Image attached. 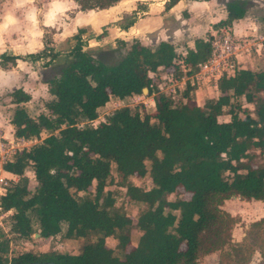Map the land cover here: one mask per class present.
<instances>
[{
	"label": "trees",
	"instance_id": "1",
	"mask_svg": "<svg viewBox=\"0 0 264 264\" xmlns=\"http://www.w3.org/2000/svg\"><path fill=\"white\" fill-rule=\"evenodd\" d=\"M74 1L88 9L118 0ZM176 1L168 0L165 8ZM224 6L226 17L215 28L231 27L253 2L226 0ZM258 20L264 35V14ZM211 50V37L195 38L184 55L169 41L154 47L135 41L107 65L96 57L97 48L83 50L78 42L70 59L55 64L59 74L46 80L52 98L45 111L29 115L19 105L29 95L20 88L12 91L13 135L47 134L3 164L17 176L0 195L1 211H11L8 232L16 238L38 232L46 239L92 240L77 253L12 254L10 237L0 227V264H199L230 242L234 218L221 208L224 200H264V158L257 160L264 156V64L221 75L218 95L203 104L192 101L189 82L176 102L148 76L191 75ZM144 87L153 95L152 110L141 114L125 105L91 124L110 97L139 95ZM26 170L33 173L32 187ZM113 172L121 177L117 183L125 187L127 200L140 207L135 217L115 206L114 192L107 188L116 182ZM130 176H148L151 185L127 182ZM260 224L264 216L253 222ZM133 229L140 232L134 244ZM110 236L116 239L113 247L106 244Z\"/></svg>",
	"mask_w": 264,
	"mask_h": 264
},
{
	"label": "rangeland",
	"instance_id": "2",
	"mask_svg": "<svg viewBox=\"0 0 264 264\" xmlns=\"http://www.w3.org/2000/svg\"><path fill=\"white\" fill-rule=\"evenodd\" d=\"M142 1L143 3H141ZM161 1L118 0L110 5L112 6L111 9L101 10L108 9L110 6L80 9L74 0H29L30 3L40 9L41 14L38 16L37 28L39 34L25 38L22 34L0 30V70L1 73L5 71L10 80V84L0 86L1 123L4 124L6 120L11 118L17 107L11 96V89L15 86L29 95V99L22 105L29 115L36 116L45 111V103L52 98L48 92L46 80L59 74L60 68L55 65L57 62L71 58L70 53L66 52L69 38H74L77 35L83 50L97 48L99 54L96 57L107 65L116 63L135 41L149 47L157 45L160 41L155 43L140 37L134 27L137 26V22H144L151 17L161 16L165 11L164 7L162 10V5H160ZM221 1L223 0H212L213 8L205 5L206 10L210 12L208 16H219ZM12 2L14 0H0V15L3 14L4 6ZM181 4L183 5V1ZM144 10L147 11L146 14L142 13ZM199 10L197 4L196 7L190 6V13L193 16H200L202 11ZM181 13V16H189L186 11ZM262 14H264V0H255L250 10L241 18V31H236V42L239 49L237 50L241 54L240 62L246 68H256L264 64V35L258 20L259 15ZM82 20L86 21L87 24L93 23V25L87 26ZM130 26L132 28H129ZM211 27L213 26L211 25ZM238 28L239 26L236 29L238 30ZM231 31L235 32L232 25ZM205 34L203 35L207 36ZM196 35L183 37L176 48L182 50L184 46L190 44ZM257 49L260 53H257ZM247 53H250L249 57H244ZM52 54L56 55L54 59ZM10 56L15 57V59L6 60V57L9 58ZM181 67L183 70L184 67ZM168 75L171 76L170 74L166 76ZM201 75L208 87L205 94L190 92L192 101L197 104H203L206 99L215 97L214 81L218 79L210 75L208 70L201 72ZM157 80L162 82L163 93L172 96L176 102L182 99V92L186 83L173 82L161 77ZM151 97L153 98V95L148 96L147 94L130 95L124 99L110 97L108 102L98 109V116L94 122L97 124L104 121L105 117L114 109L125 105L137 109L141 114L150 111L154 106L150 100ZM224 118L226 116L219 117L221 120ZM46 134L43 132L40 137H45ZM38 141L37 139L33 143ZM263 158L264 156L258 157L257 160L261 161ZM25 174L29 177V185L32 187L34 184L32 171L26 170ZM113 177L116 182L108 185L107 188L114 192L115 206L131 217H135L140 207L127 200L125 187L117 183V181L122 182L121 177L117 176L115 172H113ZM127 182L143 188H149L151 185L148 176L141 178L130 176L127 178ZM7 183L10 185L12 181L7 179ZM186 196L188 194H185ZM174 197L173 194L168 196L169 199ZM221 208L233 216L234 223L230 230V242L220 249L219 264H264V224L253 225V222L264 216V200L246 201L234 196L224 200ZM10 214L11 211L5 214L0 211V227L10 237L9 247L12 254L23 250L38 252L49 249L77 253L84 243L92 240V238L65 239L60 235L46 239L34 236V234L28 238H16L8 232ZM34 229L37 230V226ZM139 233L137 229L132 230L131 242L133 244L136 242ZM232 239L241 241L234 243ZM115 243L114 237L106 238L107 246L113 247ZM198 262L201 264L202 260Z\"/></svg>",
	"mask_w": 264,
	"mask_h": 264
},
{
	"label": "crops",
	"instance_id": "3",
	"mask_svg": "<svg viewBox=\"0 0 264 264\" xmlns=\"http://www.w3.org/2000/svg\"><path fill=\"white\" fill-rule=\"evenodd\" d=\"M141 1V0H140ZM168 0H162L161 4L162 5V10L164 7V13L161 16H154L149 18L147 21L145 20L144 22H137V26H135L134 28H136V31L138 32L140 37L143 38H147L152 42L157 43L158 41H169L172 44H174L175 49L178 53L184 55L186 48L193 47V40L197 37H201L206 39V37H211V40L214 38V36L216 34H223V33H228L232 36H234L237 39V34L236 31H241L240 29V22H242L241 19H238L236 21H234L232 23V27L234 29L235 32L231 31V27H221V28H215L214 24L216 22H218L219 20L223 19L226 17V11H225V6L224 3L226 2V0L221 1L220 3V14L219 16H208L210 15L209 10H206L205 5H207L209 8H213L212 6V0H200V1H188V0H178L176 1V3L174 5H172L169 9L165 8V4ZM183 1V5L181 4V2ZM251 2H254L255 0H250ZM143 3V1L141 2ZM153 4V3H151ZM196 4L199 5V11H202L200 13V16H193L192 13H190V6L192 5L193 7H196ZM164 5V6H163ZM112 6H110V8L108 9H101V10H109L111 9ZM161 9V8H160ZM90 11V10H89ZM182 11H186V13L189 14V16H181L182 15ZM143 14H146L147 11H142ZM83 23H86V21L82 20ZM87 24V23H86ZM93 25V23L91 24H87V26ZM211 25L213 27H211ZM239 26L238 30L236 29ZM89 28V27H88ZM87 28V29H88ZM129 28H132L131 26ZM156 31V39L152 40L149 38V34ZM195 33H198L197 35ZM207 35L204 36L203 34ZM195 36L194 39H192V41L190 42V44H188L187 46H184L182 48V50H178L176 48V46H179L180 41L183 40V37L185 36ZM187 42V41H186ZM67 44H69V42H67ZM239 50V49H238ZM238 50L235 51V56H232V60L234 62V64L236 65V67H242L245 68L244 65L241 64V60H240V56L241 54H239ZM257 53H260L259 50H256ZM250 53L245 54L244 57H249ZM263 65V64H262ZM184 70V68H183ZM197 72V71H196ZM195 72V73H196ZM155 74V78L158 77V75L153 72ZM191 74V75H186L183 74L182 77L180 79H174L171 76H166L167 74H161L159 76V78H167L170 81L173 82H179V83H186L189 82V85L192 86V90L191 91H195L197 93H203L205 94L207 91V83L205 82L204 79L199 78V79H193L192 76L195 74ZM194 80V84L191 85V80ZM216 81L214 82V89H215V97L218 95V91H217V87H216ZM6 84H10V80H9V76L4 72L1 73L0 70V86H5ZM198 86V87H197ZM18 88V86H15V88L13 87L11 89V91H13L14 89ZM190 91V92H191ZM133 95H138V94H133ZM214 97V98H215ZM149 99V98H148ZM150 100H152L153 104H154V100L151 97ZM20 106L24 105L23 103L19 104ZM24 107V106H23ZM25 108V107H24ZM10 119L6 120V122L4 124H0V132L3 133V135L5 137L11 138L14 135V129H13V125L10 123ZM0 175L3 177H6L9 181H15L17 179V176L5 171V170H1ZM241 240H234L232 239V242H236V243H240ZM220 253L221 250H215L212 252H209L207 254H205L203 257H201L199 259L202 260L201 264H219V257H220ZM200 264V263H199Z\"/></svg>",
	"mask_w": 264,
	"mask_h": 264
},
{
	"label": "built area",
	"instance_id": "4",
	"mask_svg": "<svg viewBox=\"0 0 264 264\" xmlns=\"http://www.w3.org/2000/svg\"><path fill=\"white\" fill-rule=\"evenodd\" d=\"M237 45L238 43L236 42V38L234 36L226 32L223 34H216L211 40L212 50L210 57L205 62L199 64V69L192 76V78H201V72H205L206 70H208V73H210V75L214 76L215 78H219L223 74L229 75L236 68H238L232 60V56H235V51L238 49ZM148 76L153 79V82L157 86L158 90L162 92V82L155 78V74L153 72H148ZM193 79L191 80V85L194 84ZM94 120L91 121V124L96 125ZM41 138L43 137L39 136V138L34 137L31 139H25L22 137L13 136L8 138L0 132V172L3 169V164L6 161L12 160L13 156L18 151L29 148L31 145L35 144L33 143L34 141L37 139L40 140ZM29 144L30 146H28ZM8 186L9 184L7 183V178L0 175V195L5 193ZM2 213L5 214L6 212Z\"/></svg>",
	"mask_w": 264,
	"mask_h": 264
},
{
	"label": "clouds",
	"instance_id": "5",
	"mask_svg": "<svg viewBox=\"0 0 264 264\" xmlns=\"http://www.w3.org/2000/svg\"><path fill=\"white\" fill-rule=\"evenodd\" d=\"M40 14V9L29 0H14L4 6L3 14L0 15V30L22 34L25 38L38 35Z\"/></svg>",
	"mask_w": 264,
	"mask_h": 264
},
{
	"label": "water",
	"instance_id": "6",
	"mask_svg": "<svg viewBox=\"0 0 264 264\" xmlns=\"http://www.w3.org/2000/svg\"><path fill=\"white\" fill-rule=\"evenodd\" d=\"M148 36H149L150 39L155 40V39H156V31L150 33ZM75 41H76V40H75L74 38H69V44H70V43H74ZM69 44H67V46H68ZM142 94H147V88H146V87H144V88L142 89ZM34 236H39V233H38V232H35V233H34Z\"/></svg>",
	"mask_w": 264,
	"mask_h": 264
},
{
	"label": "flooded vegetation",
	"instance_id": "7",
	"mask_svg": "<svg viewBox=\"0 0 264 264\" xmlns=\"http://www.w3.org/2000/svg\"><path fill=\"white\" fill-rule=\"evenodd\" d=\"M74 39H75L76 41H75L74 43H70V44L67 46L68 50H67L66 52H67L68 54H69V53L71 54L73 47L79 42V39H78L77 35L74 37ZM16 89H17V88H16Z\"/></svg>",
	"mask_w": 264,
	"mask_h": 264
}]
</instances>
